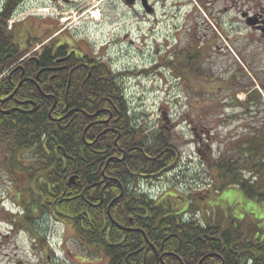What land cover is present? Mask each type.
<instances>
[{
	"label": "trees",
	"instance_id": "1",
	"mask_svg": "<svg viewBox=\"0 0 264 264\" xmlns=\"http://www.w3.org/2000/svg\"><path fill=\"white\" fill-rule=\"evenodd\" d=\"M20 2L10 0L0 12V76L26 55L8 28V20ZM202 57V52L192 54L181 49L175 65H171L180 78L185 75L187 80H196L201 76L200 67L191 71L192 64L183 68V63L200 62ZM237 78L226 80V87H243ZM66 83V77L56 83L60 95L53 112V101L49 99V104L39 96V110L34 115L14 112L0 116V167L20 187L15 203L22 208L23 217L14 215L12 220L17 228L38 233L36 224L41 216L62 218L73 225L81 244L105 264H264V227L258 225L264 215L258 218L257 207L242 219L231 214L227 222L220 214L203 221H184V213H195L191 201L177 210L165 205L170 198L157 200L138 192L133 183H154L167 167L179 163L166 131L152 127L150 122L142 123L139 115L146 109L134 107L124 96L123 156L114 145V133L106 135L102 127H88L90 116L79 110L78 125H73L75 114L66 110L69 104L70 108L95 112L98 97L92 91L106 85L98 87L94 82L82 90L81 82L74 81L66 96ZM34 90L32 84L22 85L16 96ZM212 166L220 173L219 195L238 187L256 205L263 203V121L246 135L236 137L230 156L220 155ZM209 205L217 206L214 202Z\"/></svg>",
	"mask_w": 264,
	"mask_h": 264
},
{
	"label": "rangeland",
	"instance_id": "2",
	"mask_svg": "<svg viewBox=\"0 0 264 264\" xmlns=\"http://www.w3.org/2000/svg\"><path fill=\"white\" fill-rule=\"evenodd\" d=\"M89 1V6L99 4L89 18L92 28L102 22L100 4L116 7L110 19L95 29L104 39L117 41L111 46V53L131 77L129 84L138 86L135 104L142 110L146 108L145 113L142 111L139 115L140 121L150 122L156 129L163 128L178 153V168L160 180L156 194L172 199L165 205L177 210L181 209V204L187 206L188 201H193L197 210L194 215L198 219L213 218V214H220L226 222L231 214L242 219L254 207L261 215L256 217H263L264 202L256 205L238 187L225 189L219 195L220 173L212 166L220 155L230 156L236 137L251 132L261 121L264 123V32L247 25L241 15L243 9L246 11L245 0H238L227 13L222 11L215 21L200 10L187 13L190 29L184 34L174 31L169 20L157 24L154 17L146 19L138 8H125L121 0H70L69 3L32 0L22 2L15 11L10 27L15 42L22 50L26 47L24 17L28 13L36 31L44 8L49 10V20L55 18L52 9L58 3L75 12L79 4ZM162 3L159 2L160 16L176 13L178 7H171V0L165 6ZM224 4L221 5L224 7ZM98 10L99 17L94 18ZM254 10L264 14V0H255ZM185 12V9L180 12L181 18ZM161 20L163 17H159V22ZM115 22L119 23L117 27ZM123 25L127 26L126 30ZM196 27H200V31ZM127 34L129 37L124 39ZM190 45L200 46V49ZM184 46H190L187 50L192 54L203 53L198 61L200 65L193 61L183 63V68L192 64L191 71L200 67L201 76L196 80H187L185 75L180 78L178 70L172 67L176 60L173 54ZM233 78L239 79L243 87L227 88L225 81ZM209 97L213 98L212 102L208 101ZM233 154L234 157L239 155L236 151ZM17 183L0 167V264H105L81 244L73 227L62 218L51 214L41 216L36 224L38 233L17 228L12 223L13 216L23 217L22 208L15 203L20 190ZM212 202L217 206H210ZM198 209H201V217ZM248 220L253 222L249 217ZM258 225L263 228L264 221Z\"/></svg>",
	"mask_w": 264,
	"mask_h": 264
},
{
	"label": "flooded vegetation",
	"instance_id": "3",
	"mask_svg": "<svg viewBox=\"0 0 264 264\" xmlns=\"http://www.w3.org/2000/svg\"><path fill=\"white\" fill-rule=\"evenodd\" d=\"M30 1L32 0H24L26 3ZM160 1L163 2L162 6H165L168 0H121L125 8H138L139 11L145 14L146 19L154 17L157 24L169 20L172 29L181 32V34L187 33L190 29L189 26L187 27L190 20V15L187 13L200 10L214 17L215 21L218 14L222 11L227 13L230 8L235 7L236 2H239L238 0H183L181 3L180 0H171V7H178L176 13L174 15L166 13L160 16ZM65 2L69 3L70 0H65ZM224 2L223 7L221 4ZM243 2L246 11L243 9L241 15L245 18L247 25L264 32V14L255 12V0H245ZM9 3L10 0H0V12H3L4 7ZM89 3L91 2H82L75 12H71L63 3H58L52 9L55 18L49 20L47 19L49 10L44 8L45 12L41 13L42 17L36 31L33 21L30 20V13L24 17V21L26 20L24 29L26 47L23 51L26 52V55L22 62L19 61L14 68L0 76V116L1 114L12 116L14 112L18 115H34L39 110L36 100L39 96L45 98L49 104L51 103L49 99L53 101L52 110L50 111L53 112L60 95L56 90V83L63 77H66L67 80L65 92L63 93L66 96L70 95V87H72L74 81L75 83L76 81L81 82L82 90L86 86L91 87L94 82L98 83V87L106 85V88L92 91L98 97L95 112L90 113L85 109L76 107L70 108L69 104L66 110L68 113L75 114L72 117L73 125H78V112L81 111L90 116L91 120L88 127H102L103 133L106 135L114 133L116 135L114 145L117 146L118 151L123 152L124 156L126 149L123 145L127 114L125 112L124 96H126L125 79L128 72L118 62L117 57L111 53V46L116 45L117 41L104 39L105 37L98 33V29H95L100 26L99 24H103V21L110 19L111 13L116 7H114V4L109 3L106 6L100 4L101 18L103 19L101 23L95 24L97 27L92 28L90 24L93 22L89 18L93 16L91 14L94 7H98L99 4L89 6ZM183 9L186 12L183 13L184 17L181 18L180 12ZM100 11L98 10V14ZM159 17H163L160 22ZM249 20L253 24H249ZM118 24L115 22L114 26L117 27ZM205 26L208 28L207 24ZM122 28L126 30L127 26L123 25ZM196 29L200 31V27H196ZM11 30L13 32V29ZM128 37L127 34L123 38ZM129 41L133 42L131 39ZM190 46L200 49V46ZM190 46H184L182 49L187 50ZM180 51L181 49L173 54L175 59L179 57ZM28 84H32L36 90L29 93L23 92L24 97H17L18 89L22 85L25 87ZM4 85L8 87L7 90L2 89ZM81 93L86 95L84 91ZM99 137L100 135L97 138ZM26 151L24 150L21 153L24 154ZM1 154L2 151L0 156ZM145 184L152 186V182L143 184L140 181L132 185L139 192ZM74 232H76L75 229Z\"/></svg>",
	"mask_w": 264,
	"mask_h": 264
},
{
	"label": "water",
	"instance_id": "4",
	"mask_svg": "<svg viewBox=\"0 0 264 264\" xmlns=\"http://www.w3.org/2000/svg\"><path fill=\"white\" fill-rule=\"evenodd\" d=\"M248 23H249V24H253V22H252L251 20H249ZM170 168H171V166L168 167L166 170H169Z\"/></svg>",
	"mask_w": 264,
	"mask_h": 264
},
{
	"label": "bare ground",
	"instance_id": "5",
	"mask_svg": "<svg viewBox=\"0 0 264 264\" xmlns=\"http://www.w3.org/2000/svg\"><path fill=\"white\" fill-rule=\"evenodd\" d=\"M98 17H99V14L96 13V14L94 15V18H98Z\"/></svg>",
	"mask_w": 264,
	"mask_h": 264
}]
</instances>
